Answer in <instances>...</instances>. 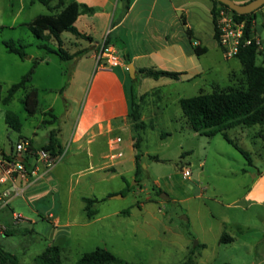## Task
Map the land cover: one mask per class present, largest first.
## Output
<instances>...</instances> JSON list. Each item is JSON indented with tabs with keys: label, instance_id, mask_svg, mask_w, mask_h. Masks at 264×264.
Returning a JSON list of instances; mask_svg holds the SVG:
<instances>
[{
	"label": "rangeland",
	"instance_id": "374dc122",
	"mask_svg": "<svg viewBox=\"0 0 264 264\" xmlns=\"http://www.w3.org/2000/svg\"><path fill=\"white\" fill-rule=\"evenodd\" d=\"M80 1L93 11L79 12L73 24L91 35L100 47L123 0H76ZM56 2L52 0L51 5ZM50 13L37 0H0L2 96L29 71L32 61L44 54L39 48L44 42L30 32L27 23L37 15ZM254 20L255 27L264 23V4L254 10ZM255 33L261 38V53L256 62L262 63L264 29ZM68 34L63 33V40ZM4 39L26 45L28 57L20 59L7 52L2 44ZM45 43L56 47L52 40ZM207 43L209 51L199 60L201 73L192 81L154 79L139 73L131 77L127 71L125 85L129 93L133 87L132 91L142 96L141 114L147 124L136 136L139 172L135 173L133 153L137 150L132 146L135 139L129 124L112 132V137L121 138L122 156L114 160L115 169L110 166L98 173L92 190L75 182L84 184L93 176L85 170L82 174L75 172L74 168L79 166L68 164L69 157L61 156L48 176L58 182L25 195L30 206L40 211L39 215L12 206L24 218L13 223L9 207L0 210V222L9 230L0 235V264H37L36 256L52 245L58 232L65 230L53 227L57 215L61 216V223L66 219L73 223L69 232L66 229L68 244L61 254L63 264L76 263L83 253L96 247L108 249L121 260L140 264H264V126L237 125L225 130L233 142L249 153L248 160L221 132L208 136L193 131L177 101L214 89L246 88L239 59L225 57L220 47ZM49 55V64L36 66L25 88L17 90L8 104H0V150L4 152H9L22 138L41 147L57 127L61 131L56 139L63 145L79 116L91 76L85 88L81 74L72 76L67 87L74 60ZM34 85L39 87L38 105L36 112L29 115L22 99ZM49 107L56 116L55 122L44 121L50 120L46 114ZM7 112L17 115L19 130L5 121ZM185 168L190 171L189 177L183 174ZM69 187L73 198L80 194H92L97 199L108 197L95 204L97 212L88 221L77 200L72 202L69 214L65 211ZM118 195L121 197H114ZM45 206L48 210H44ZM44 215L50 220L41 219ZM222 233L233 240L221 242ZM5 253L15 258V263Z\"/></svg>",
	"mask_w": 264,
	"mask_h": 264
},
{
	"label": "crops",
	"instance_id": "0c3cea01",
	"mask_svg": "<svg viewBox=\"0 0 264 264\" xmlns=\"http://www.w3.org/2000/svg\"><path fill=\"white\" fill-rule=\"evenodd\" d=\"M102 1L107 2V0ZM249 1L235 2L243 4ZM69 2H76V0H70L67 3ZM212 6L213 0H123L121 6L118 7L117 14L110 20L105 33V37L108 35V45L120 60L117 65H110L105 57L97 60L99 43L91 35L86 33L91 37V40H87L75 36L69 31L61 32L63 48L69 53L80 49L87 50L84 54L71 59L74 60L75 65L73 71L70 72L67 87L70 86L72 76L81 74V85L85 88L86 82L91 76L79 116L73 122L71 133L65 137L63 145L57 140L61 150L58 154L60 159L61 156L63 158L69 157L68 164L79 166L74 168L75 172L82 174L85 170L93 176L84 184L81 181H76L75 183L80 187L87 185L88 188L90 186L89 190H92L93 182L100 171H107V167L110 166L115 169L114 160H109L107 157L110 152L109 142L114 138L111 134L121 125L129 124L131 128V122L128 118L130 93L125 85L127 66L133 65L134 76L137 73L143 75L140 72L141 68H155L179 72L180 75L174 80L192 81L201 73L199 60L202 55L209 51L207 42H211L213 47H219L214 38ZM181 19L184 20V24ZM65 32L71 35L68 34L67 39L64 37L63 40L62 35ZM51 40L55 42L53 39L49 41ZM192 44L205 46L207 50L201 55H196L192 50ZM37 58H41V60L36 68L40 65H48L50 62L49 54H43ZM33 88L38 89L39 87L34 85ZM180 99H177L178 103ZM48 111H51V107ZM140 119L143 120L141 105ZM44 121L55 122L56 118L53 119L50 116V120ZM56 129L57 136L61 127ZM63 147L64 150L62 151ZM135 153L136 151L133 156ZM55 165L56 162L46 172L40 169L32 176L29 183L17 182L20 190L12 195L7 206L10 213H12V206H14L13 208L19 209L21 212L34 216L40 214L39 210L30 206L25 195H32L34 192H39L56 184L58 181L54 178H48ZM72 192V187H69L66 192L64 203L67 214L71 210L72 202L76 200L79 201L81 212L85 214L83 198H97L92 194H80L73 198ZM44 210H48L47 206L44 207ZM66 216L68 218L69 215ZM48 217H52V213H48ZM85 217L89 221L94 216L88 219L85 214ZM42 218L50 220L46 215ZM60 221L61 216L57 215L52 221L53 227L64 228L65 230L57 231V235L52 238V244L66 247L69 227L73 223L68 219L63 223Z\"/></svg>",
	"mask_w": 264,
	"mask_h": 264
},
{
	"label": "trees",
	"instance_id": "16d2710c",
	"mask_svg": "<svg viewBox=\"0 0 264 264\" xmlns=\"http://www.w3.org/2000/svg\"><path fill=\"white\" fill-rule=\"evenodd\" d=\"M40 3L46 5L51 11L50 14H40L32 18L27 26L30 32L44 43L39 45V48L43 50L44 54L53 53L56 54L61 60H71L77 56L84 54L87 50L80 49L73 53H69L63 48L61 39L62 31H69L75 36L91 40V37L86 33L78 30L73 22L76 15L79 12H92L93 8L87 6L84 3L69 2L65 3L63 0H57V2L51 5L52 0H37ZM218 6L229 8L227 5L213 0V6L211 8L212 21L214 27V38L218 42V35L215 26V11ZM80 8V11H79ZM232 10V9H231ZM234 14L240 19H245L248 24L254 19V11L247 14H238L233 11ZM184 24V20L181 19ZM264 29V23L259 27L256 26L255 30L260 31ZM50 39L55 40L56 47L47 45V41ZM2 44L5 50L9 53L17 55L20 59L27 58L25 51L26 45L22 44L19 40L4 39ZM103 44L106 46L109 44L108 35L105 37ZM192 50L196 55H201L207 48L197 44H192ZM261 51L255 45L241 46L236 53L237 57L242 64V71L246 77L245 89H214L208 93H199L198 95L190 97H182L179 100V105L182 114L186 118L189 127L201 134L214 135L217 132H221L224 138L231 143L240 153L246 158H249V153L233 142L225 133L226 129L235 127L237 125L252 126L259 125L264 126V57L262 63H257V57ZM41 58H35L32 61V66L29 71L24 74L17 82L11 84L7 89L4 96L1 95V83H0V104H8L15 92L20 88H25L27 82L30 80L34 69ZM140 72L146 77H152L157 79L159 77H169L177 79L180 75L179 72L168 71L155 68H141ZM134 81V78L132 79ZM130 91V104L128 118L131 122V128L134 132L133 147L137 150L134 156L135 159V173L139 172L140 168V152L139 145L136 140L137 131L144 129L147 124L140 119V101L142 96H137L135 92ZM22 103L25 111L32 115L36 112L38 105V90L36 88H30L24 95ZM53 119L55 115L48 111ZM5 121L14 129L19 130L21 123L17 115L13 112H7L5 114ZM57 129L50 131L49 138L46 144L41 147L49 150L53 155H58L61 150L56 139ZM163 135V134H162ZM31 142V140H30ZM32 143V142H31ZM108 197V196H106ZM106 197L97 199L84 197V211L88 219L92 218L96 213L95 204L103 201ZM9 231V230H8ZM7 231V233H8ZM6 233V234H7ZM219 240L221 242L232 241L233 237L227 233H222ZM64 247L52 244L49 245L42 253L36 256L35 260L37 264H63L61 260V254ZM9 256V253H5ZM5 255V256H6ZM11 262L15 263L13 257L9 256ZM74 264H140L135 262H127L117 258L112 252L103 247H96L88 252L83 253ZM227 264V263H223Z\"/></svg>",
	"mask_w": 264,
	"mask_h": 264
},
{
	"label": "built area",
	"instance_id": "2783aa9c",
	"mask_svg": "<svg viewBox=\"0 0 264 264\" xmlns=\"http://www.w3.org/2000/svg\"><path fill=\"white\" fill-rule=\"evenodd\" d=\"M215 26L218 44L225 57H234L241 46L255 45L258 49L261 47V38L255 33L254 20L248 24L245 19L238 18L230 8L217 7ZM102 57H105L110 65H117L120 62L111 47L105 46L103 42L99 47L97 60L99 61ZM120 141L119 136L110 140V152L107 155L109 160L122 156V151L118 147ZM59 159L60 156L53 155L42 147L33 146L26 138L17 141L9 152L0 150V210L8 206L12 195L20 190L18 181L29 183L36 172L40 169L44 172L48 171ZM183 174L189 177V169H183ZM11 218L13 223L24 220L23 216L16 211H12ZM7 231L8 227L0 222V235H6Z\"/></svg>",
	"mask_w": 264,
	"mask_h": 264
},
{
	"label": "water",
	"instance_id": "95a60500",
	"mask_svg": "<svg viewBox=\"0 0 264 264\" xmlns=\"http://www.w3.org/2000/svg\"><path fill=\"white\" fill-rule=\"evenodd\" d=\"M217 1L227 5L230 9H232L235 12H237L238 14L250 13V12L256 10L257 8H259L261 5L264 4V0H250L249 2H246V3H243V4L235 3L232 0H217ZM127 69L129 71L130 76L134 77V67H133V65L129 64L127 66ZM19 159L21 160L22 158L20 157ZM114 197H121V195L114 196Z\"/></svg>",
	"mask_w": 264,
	"mask_h": 264
}]
</instances>
